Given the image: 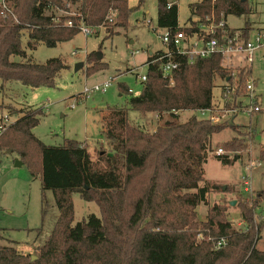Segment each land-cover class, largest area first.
Wrapping results in <instances>:
<instances>
[{"label":"trees","instance_id":"16d2710c","mask_svg":"<svg viewBox=\"0 0 264 264\" xmlns=\"http://www.w3.org/2000/svg\"><path fill=\"white\" fill-rule=\"evenodd\" d=\"M1 1L11 12L3 13L0 7L1 91L10 83L30 89L53 88L59 74L67 69L61 59L33 63L27 50L68 42L80 33L81 24L96 34L102 29L109 38L116 33L107 24L112 12L117 13L114 27L128 26L127 0H0V6ZM189 10L197 21L190 20V27L180 28L177 0H157V28L192 33L207 19L218 23L227 16L251 13L248 0H202L189 5ZM56 11L71 15L56 17ZM69 21L71 27L66 26ZM251 32L249 23L238 30L243 40ZM91 57L88 55L86 61ZM153 59L155 55L149 56L146 64ZM188 59L179 58L178 69L168 78L163 77L158 64L148 65L142 92L129 97L128 108H107L101 133L110 153L99 156L103 168L94 163L84 144L66 140L59 147L43 145L32 133L41 109L9 111L15 120L0 135V153L17 154L30 175L39 179L42 191L54 193L59 215L47 241L37 248L36 260L0 244V264H264V252L256 248L262 224L254 220V208L264 200V190L251 207L239 202L242 231L226 220L224 205L209 208L206 222L196 219L198 206L206 204L207 195L218 190L215 184L200 187L207 155L213 152L212 139L228 128L238 131L233 122H219L210 116L215 110L214 81L219 78L225 82L221 99L224 108L234 112L241 108L240 100L248 98L250 67L229 73L221 66L220 55ZM102 68L103 64L92 62L87 64L86 73ZM120 93L131 94L125 87ZM129 111L140 118L165 114L177 119L185 112L205 115L201 119L192 115L184 123H165L150 133L129 121ZM217 146L235 153L230 158L216 155L215 150L218 161L232 165L248 143L233 138ZM260 160L264 161V151ZM73 194L95 203L100 219H85L74 228ZM219 239H224L225 245L216 249Z\"/></svg>","mask_w":264,"mask_h":264},{"label":"rangeland","instance_id":"374dc122","mask_svg":"<svg viewBox=\"0 0 264 264\" xmlns=\"http://www.w3.org/2000/svg\"><path fill=\"white\" fill-rule=\"evenodd\" d=\"M201 1L177 0L180 28L188 27L190 20L195 19L190 14L189 5ZM127 5L128 26L126 29L114 27L117 13L112 12L111 21L107 24L116 33L109 38H105L106 33L100 29L98 34L95 31V34L87 37L79 33L72 40L57 44L54 48L40 44L34 51L27 50V58L33 63L44 64L51 59H61L67 69L59 74L53 88L30 89L19 83L5 85L4 90L0 89V105L3 107L0 110V120L7 116L10 122H14L15 117L9 114L10 110L41 109L39 124L32 133L43 145L59 147L66 140L84 144L94 163L103 168L105 164L99 160V156L110 153L101 133L102 118L107 108H128L129 97H137L142 92L139 76L146 73L145 62L149 52L156 53L163 49L158 38L163 30L158 29L156 23L157 0H127ZM248 6L251 13L247 16H227L226 23L231 30L238 31L247 23L253 31L264 30V0H248ZM53 14L56 17L71 15L62 11ZM155 29L158 30L154 32ZM25 45L26 36L22 38L23 48ZM90 54L91 61L87 62L86 57ZM96 54L101 56L100 61L96 60ZM243 57L235 55L233 64L226 66L225 70L236 73L240 67H250V78L247 82H253L260 111L250 114V99L247 97L240 100L239 110H226L220 92L225 82L216 78L213 88L215 110L210 116L216 117L219 122L233 121L232 125L237 126L238 131L228 128L213 137V152L207 155V162L203 166L204 182L200 187L215 184L218 190L210 192L207 203L196 209V219L206 222L209 208L224 205L226 220L239 231L244 230L239 215V202L243 200L251 207L256 195L264 190V161L260 160V153L264 151V51L254 53L251 65L241 61ZM92 62L103 64V68L88 75L86 67ZM78 63H82L83 67L75 72L74 67ZM108 82L110 84L104 94H83L84 89H92ZM1 85L0 82V87ZM121 87L129 89L131 94H121ZM192 115L198 119L203 118L197 112L180 113L177 119L165 114L161 118L154 114L140 118L129 111L128 119L152 133L165 123H184ZM233 138H242L248 143V148L240 153V159L235 163L225 165L216 159L215 150H218L217 145ZM219 149L230 158L235 154ZM246 176H249L250 182L248 192L242 186V178ZM71 200L74 228L85 219H100V211L95 203L85 202L77 194H73ZM231 202H234L233 206ZM117 205L118 202H114L116 212ZM58 215L54 193L42 191L39 179L30 175L16 153H0V244L9 245L36 260L37 248L47 241ZM254 220L262 224L256 248L264 252V200H260L254 208Z\"/></svg>","mask_w":264,"mask_h":264},{"label":"built area","instance_id":"2783aa9c","mask_svg":"<svg viewBox=\"0 0 264 264\" xmlns=\"http://www.w3.org/2000/svg\"><path fill=\"white\" fill-rule=\"evenodd\" d=\"M7 8V5L1 1L3 13L9 12ZM66 26L71 27L72 22H67ZM195 30L192 33H187L184 30L174 33L163 31L161 35H158L163 49L151 55H155V59L148 65L158 64L163 77L168 78L174 70L178 69L179 58L188 57L189 62H191L194 58H209L214 55H220L222 58L221 66L226 68V66L233 64L232 61L235 55H243L244 57L241 61L251 65L254 53L260 50L264 51V30L253 31L247 40H243L238 31H233L226 26L223 19L215 23L212 18L207 19L206 23H199ZM79 32L85 37L95 34V30H90L82 24L79 27ZM139 81L141 83L146 81L145 74L139 76ZM169 81L172 82L171 79ZM109 84L110 82L104 83L102 86H95L92 89H84L83 94L86 96L95 92L104 94ZM246 90L250 99V114L259 112L260 107L256 103L253 82H247ZM201 114L205 115V113ZM10 123L8 117L0 120V135ZM222 154V150L216 152V155ZM242 186L245 192L249 191L250 182L248 181V176L242 178ZM224 245L225 240L219 239L215 246L218 249Z\"/></svg>","mask_w":264,"mask_h":264},{"label":"water","instance_id":"95a60500","mask_svg":"<svg viewBox=\"0 0 264 264\" xmlns=\"http://www.w3.org/2000/svg\"><path fill=\"white\" fill-rule=\"evenodd\" d=\"M96 58H97L98 61H100L101 56H100L99 54H96ZM82 67H83V64H82V63H78V64L75 65V67H74V71L77 72V71L80 70ZM232 122H233V121H232ZM224 189H225V188H224ZM233 205H234V202H231V206H233ZM34 260H35V258L32 257V258H31V261H34Z\"/></svg>","mask_w":264,"mask_h":264},{"label":"crops","instance_id":"0c3cea01","mask_svg":"<svg viewBox=\"0 0 264 264\" xmlns=\"http://www.w3.org/2000/svg\"><path fill=\"white\" fill-rule=\"evenodd\" d=\"M197 20V18L195 17V19L194 20H191V21H193V22H195ZM225 21V23H226V19L224 20ZM226 26L228 27V25H227V23H226ZM229 28V27H228ZM230 29V28H229ZM233 30V29H232ZM153 53H151V52H149V54H148V57L149 56H151ZM148 59V58H147ZM147 61V60H146ZM145 65H146V69H147V64H146V62H145ZM132 72V71H131ZM89 151V150H88ZM248 171H250L249 169H248ZM249 177V176H248Z\"/></svg>","mask_w":264,"mask_h":264}]
</instances>
